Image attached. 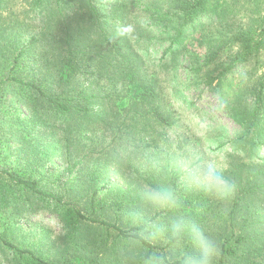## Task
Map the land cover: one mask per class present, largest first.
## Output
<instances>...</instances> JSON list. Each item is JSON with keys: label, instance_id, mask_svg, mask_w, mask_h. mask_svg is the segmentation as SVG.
Masks as SVG:
<instances>
[{"label": "rangeland", "instance_id": "obj_1", "mask_svg": "<svg viewBox=\"0 0 264 264\" xmlns=\"http://www.w3.org/2000/svg\"><path fill=\"white\" fill-rule=\"evenodd\" d=\"M179 1L189 0H97L100 21L73 20L70 44L62 27L54 28L52 42L41 40L49 25L31 0L4 1L0 77L11 73L33 79L39 71L43 92L9 83L3 86L0 171L39 180L48 191L65 195L66 204L24 195L2 176L1 236L45 261L88 264L65 257L103 249L122 256L127 244L100 222L131 233L143 226L142 221L157 216L164 223L190 216L218 240L221 251L216 264H221L224 246L236 249V254L223 264H264V145L253 152L255 148L245 140L246 130L238 123L243 110L253 109L259 101L260 87L264 97V52L244 62L238 56L240 37L264 27V0H222L228 5L226 18L213 11L215 0L192 18L180 12L186 7L177 6ZM193 27L197 32L191 34ZM26 44L27 67L13 70L16 49ZM43 46L50 51L45 62L40 55ZM117 52L125 55L144 84L153 83L154 102L141 103L131 111L142 90L138 78L121 80ZM43 95L57 98L69 111L48 103ZM91 95L95 101L87 100ZM75 97L86 101L68 103ZM263 103L258 102L257 108L264 110ZM150 109L160 110L173 123L167 131L171 146L152 133L144 114L134 115ZM189 145L217 159L237 185L233 198L218 201L187 182L181 154ZM248 181L260 186L256 194L260 200H240ZM149 186L176 192L180 204L175 213L147 208L144 193ZM66 218L81 223L73 239L90 230L98 242L86 241L82 251L67 250L63 247L69 235ZM247 219L257 225L243 223ZM158 246L171 247L166 241ZM8 258L9 251L0 242V264H9Z\"/></svg>", "mask_w": 264, "mask_h": 264}, {"label": "trees", "instance_id": "obj_2", "mask_svg": "<svg viewBox=\"0 0 264 264\" xmlns=\"http://www.w3.org/2000/svg\"><path fill=\"white\" fill-rule=\"evenodd\" d=\"M5 0H0V7L4 3ZM212 0H189V1H179L180 8L186 7V9H182L183 11H180L184 14L191 16H197L199 12H204L208 6L210 5ZM97 0H31L30 4L32 6H35L36 8L41 9L40 14H44L45 19L47 20L46 24L49 25L46 27V30L44 33L40 35V38L42 41L48 40L47 38L51 39L50 42L53 40V36L56 32L54 28L62 27V31L65 30L66 40L70 44V42L74 39V35L70 34V28L71 23L73 20H76L79 23H88V22H99L100 21V11L98 10V5L96 4ZM222 0H215V4L213 5V11L220 17L226 18L227 13L225 10H227L228 5L227 3H221ZM8 6L5 5V9ZM89 8V12H86L85 9ZM67 11V13H66ZM49 17V21H48ZM192 18V17H191ZM56 25L54 26V24ZM192 23L197 22V19H193L191 21ZM191 34H194L197 32V27H193L191 29ZM261 37V38H260ZM108 42H110V39H106ZM76 42V39H75ZM239 42L241 43L240 49H239V57L241 58L242 62L246 61L249 57H257L260 52H264V27L263 29L259 30H251L249 33L243 34ZM25 44V43H24ZM81 44H78V46ZM28 45H23L22 47H18L17 50V57L14 58L13 62V70H21L26 69L27 65L23 61V57L28 50ZM51 49V48H50ZM49 50L45 49L44 46L41 49V56L43 58V62L47 60L45 57L49 54ZM117 55H120L119 52H117ZM70 56H73L72 54ZM120 68L122 69L121 73V80H129V79H135L138 78L137 73L134 72V68L132 65L127 62L126 63V57L125 55H120ZM72 58V57H71ZM46 59V60H45ZM71 60V59H70ZM72 61V60H71ZM58 66L62 65V63L57 62ZM38 71V69H37ZM38 73V77H32L33 79L29 77H25L22 74L19 76H14L11 73L7 75L6 77H0V95L2 93V88L4 85L9 84H15L19 86H26L30 87L32 89H36L40 92H43L41 88L39 87L40 78L41 75ZM124 74V76H123ZM139 83L137 87L141 89V99L140 101H136L135 104L132 106L131 111L135 110L138 106H140L141 103L151 104L154 102L155 99V92L154 87H152L153 83L150 84H144L142 81L143 79L138 78ZM45 96V95H43ZM84 98V99H83ZM45 99L48 103L56 104V106L64 111L67 112L68 106L63 104L60 100L57 98H54L50 95L45 96ZM96 97L95 95H91L88 97V101H95ZM85 100V97H75L68 101V103L72 104L75 101ZM256 104L253 109L245 108L243 112L241 113L242 116L239 119L238 123L241 125L243 129L246 130V142L250 145H253L255 148L253 152H256L264 145V118L262 117V114L264 113L263 109L257 108L260 104V101L264 102L263 97V89L260 87L259 90L256 91ZM86 101V100H85ZM264 104V103H263ZM243 107V106H242ZM91 107H86L85 109L89 112ZM237 109V108H236ZM234 109V110H236ZM99 109L94 111V114L98 115ZM141 114H144L143 118L150 122L149 128L152 131L154 135H157L161 139H163L169 146L172 145V138L167 133L168 130H171L174 128L173 123H171L160 110L158 109H150L146 113H143L141 111H135L134 115L135 117L140 116ZM100 115V114H99ZM150 116V117H149ZM141 119V117H140ZM139 121L138 123H140ZM3 176L4 179L7 180L10 185L16 186V188L20 189L24 195H30L39 197L41 199H44L46 201H52L58 205L66 204L65 203V195L55 194L51 191H48L44 186L41 185V182L36 179H28V178H21L18 177L12 173H9L8 171H0V178ZM254 176L258 180L261 179V173H256ZM241 183V182H240ZM249 183V181L247 182ZM249 186H244L241 188V194L239 195L240 200H250L249 197L254 198V200H260L259 196L256 195L258 193V190L260 189V186L258 183H249ZM258 186H257V185ZM246 191V192H245ZM259 204V203H257ZM246 208L243 209L246 211V209L249 206H245ZM248 212V211H246ZM67 220V226L69 228V235L67 236L68 240H66L63 243V247H65L67 250L73 249L75 251H82L85 247L84 243L86 241L91 240V242L95 245L96 242H98V239L93 236V232L88 230L84 237L78 239H73L72 233H75L77 231V227L81 224L79 219H73L70 220L66 218ZM247 219L243 223H249L250 225H257V221ZM99 224L106 226L109 230H115L118 233V237L121 239L127 240L129 233L123 230L122 228L118 227L117 225L109 224L100 222ZM91 229V227H86ZM110 236L106 237L109 238ZM259 240V239H258ZM258 240H255V243L258 242ZM241 239L238 238L237 242L238 244L241 243ZM0 242L3 247L8 249L9 251V258L8 262L9 264H57L55 262H49L45 261L39 257H37L31 250L29 249H22L12 243L10 240L7 239L5 236L0 235ZM112 247V246H111ZM107 249H103L100 252H80L78 255H67L65 258H73L81 260L88 264H122L123 257L118 256L115 252V255L113 254H107ZM68 253V252H67ZM83 253V254H81ZM81 254V255H80ZM236 254V249L227 248L224 246L222 248L221 252V258L220 263L223 264L227 261V258L229 256H232ZM106 255V256H104Z\"/></svg>", "mask_w": 264, "mask_h": 264}, {"label": "clouds", "instance_id": "obj_3", "mask_svg": "<svg viewBox=\"0 0 264 264\" xmlns=\"http://www.w3.org/2000/svg\"><path fill=\"white\" fill-rule=\"evenodd\" d=\"M181 163L187 182L211 198L225 202L235 196L237 185L224 173L217 159L189 145L181 154ZM144 201L154 213H175L180 204L176 192L164 186H149ZM142 224L129 233L127 244L121 249L124 264H216L220 256L218 240L193 217H176L164 223L157 216ZM161 241L171 247H159Z\"/></svg>", "mask_w": 264, "mask_h": 264}]
</instances>
